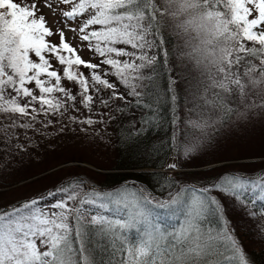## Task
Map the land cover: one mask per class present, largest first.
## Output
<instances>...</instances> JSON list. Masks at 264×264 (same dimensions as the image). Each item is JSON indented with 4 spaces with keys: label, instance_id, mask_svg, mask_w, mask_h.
I'll list each match as a JSON object with an SVG mask.
<instances>
[{
    "label": "snow or ice",
    "instance_id": "6c2138e0",
    "mask_svg": "<svg viewBox=\"0 0 264 264\" xmlns=\"http://www.w3.org/2000/svg\"><path fill=\"white\" fill-rule=\"evenodd\" d=\"M49 13L59 16L55 28ZM168 25L185 37L180 63L168 47ZM69 31L99 63L80 55ZM181 63L197 70L195 91ZM161 68L166 84L158 91ZM113 100L122 102L121 112L134 105L150 116L167 104L169 144L180 151L162 166L178 170L201 154L222 122L233 115L246 121L264 109V0H0V113L36 121L79 112L78 102L94 114V104L107 108ZM79 122L103 123L92 115ZM222 198L251 219L264 216V204L256 209L264 202V170L180 185L167 199L137 183L105 191L69 179L0 208V264H114L109 252L115 264H251ZM177 213L184 217L180 228L165 227ZM255 227L264 239V220Z\"/></svg>",
    "mask_w": 264,
    "mask_h": 264
},
{
    "label": "rangeland",
    "instance_id": "374dc122",
    "mask_svg": "<svg viewBox=\"0 0 264 264\" xmlns=\"http://www.w3.org/2000/svg\"><path fill=\"white\" fill-rule=\"evenodd\" d=\"M58 18V14H48L47 19L53 28L57 27ZM66 35L74 46H79L80 55L85 60L99 63L100 58L94 56L87 46H83V42L78 38H74L76 33L69 31ZM51 39L58 41L56 36ZM177 47L180 48L175 51V57L180 63L179 54L185 47V40L180 41ZM180 66L184 68L182 63ZM104 67L101 66V71ZM188 68L190 74L196 70L192 64H188ZM80 70L85 72L87 69ZM68 87L72 88V84ZM104 94H108V91H104ZM78 108L79 112L70 110L59 116L50 115L47 118L39 116L36 121H31L28 117L0 113V208L46 195L59 183L76 177L98 189L108 191L114 188L111 183L115 176L105 178L88 164L60 163L56 168H49L71 156L93 162L98 168L106 170L113 165V161H116L117 152L114 146L115 133L118 129L114 127V120L116 112L119 111L117 109L115 111L111 106L105 109L93 107L94 114H90L83 106ZM100 113L106 114L100 115ZM88 115H92L94 120H102L103 123L88 126L79 122ZM74 116L77 118L75 121L71 119ZM48 121L55 122L48 124ZM29 123L32 127L19 126ZM45 124L48 126L44 127ZM34 129L37 132H34ZM24 133L32 136L24 138ZM213 137L210 142L203 145L200 155L192 160L182 161L176 171L164 167L161 169L162 172L184 185L202 186L210 184L225 172L256 174L264 170V109H254L246 121H238L233 115L230 120L222 122L218 132L213 133ZM182 139L181 134L176 143L180 144ZM35 141L36 149H31L30 144ZM9 142L10 145L5 152L2 149L6 148L5 143ZM11 142H15L16 147L13 148ZM179 151L177 149L174 152L173 149L167 158V163H171ZM222 199L226 217L235 229V235L243 245L247 257L252 258V254L263 252L264 239L257 234L255 226L264 220V216L251 219L246 215L245 210L233 207L231 199Z\"/></svg>",
    "mask_w": 264,
    "mask_h": 264
},
{
    "label": "trees",
    "instance_id": "16d2710c",
    "mask_svg": "<svg viewBox=\"0 0 264 264\" xmlns=\"http://www.w3.org/2000/svg\"><path fill=\"white\" fill-rule=\"evenodd\" d=\"M166 35L168 41V47L171 50L173 56L175 57V51L180 47H177L178 43L182 40H185V37L179 32L178 29H175L173 26H166ZM195 43V41H193ZM171 59V57H170ZM179 63V62H178ZM184 66V65H183ZM183 68V67H182ZM188 65L184 68L187 78L192 79L193 81V91H195V75H197V70L189 73ZM85 74H88V71L85 70ZM112 77V76H111ZM109 79V77H107ZM115 78L112 77L111 80ZM157 90L162 91L166 84L165 74L163 69H159V74L156 76ZM183 86V85H182ZM76 85L72 84V89L75 91ZM182 89V87H181ZM181 89H178L179 91ZM117 91L124 92L125 89L122 87H117ZM102 95L107 98L108 94L102 93ZM79 101V97L77 98ZM120 100H113L109 107L113 108L115 111L118 110L117 106L121 105ZM80 103H77V107H80ZM92 107H97L95 104ZM103 107L104 106H99ZM158 110L156 111L155 116H150L148 111L144 108H137L134 105H131L128 110L121 112H116L114 127L117 130L115 133V146L114 150L117 152L116 161H113V165L106 169L98 168L95 163H90L82 159H77L71 156L66 160H60L57 164L51 165L49 168H56L59 164H68V163H78V164H88L93 166L96 173L103 174L105 178L107 176H115L113 184L115 186L120 184H131V182H136L145 190L151 191L153 195L157 198L167 199L169 196V191H175L177 187L182 184L180 181H175V187L170 184V181H174V177H168L161 169L167 163V158L173 151V148L169 144L170 139V127L169 121L171 118V112L166 103H159L157 105ZM108 108V107H107ZM72 110L69 108L66 112ZM44 117V116H40ZM142 120H150L152 123L142 124ZM30 131L29 129H27ZM34 132H37L34 129ZM32 135H27L24 133L23 137L27 138ZM34 144V145H33ZM7 146L3 148L5 152L10 145L5 143ZM31 149H36V141L30 144ZM11 146L16 147L15 142H11ZM35 146V147H34ZM12 153V152H11ZM63 162V163H62ZM46 168V169H49ZM105 171V172H101ZM108 171L109 173L107 174ZM44 173V172H43ZM87 182V181H86ZM34 198V197H33ZM251 199V196L248 197ZM43 206L47 207L50 204L49 200L42 201ZM264 202L257 201L256 209H259ZM256 209H253L255 211ZM183 213H177L175 217L169 219L168 224L165 225L167 228L179 229L183 223ZM209 219L214 223H219L216 220L215 214L212 213L209 216ZM132 238L135 239V234L132 233ZM108 257L113 258L115 264V258L112 257V254L109 252L106 254ZM119 253H116L118 256ZM263 258H262V257ZM248 258L251 264H264V251L257 254H252Z\"/></svg>",
    "mask_w": 264,
    "mask_h": 264
}]
</instances>
